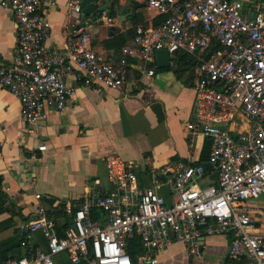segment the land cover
I'll return each mask as SVG.
<instances>
[{
	"label": "built area",
	"instance_id": "obj_1",
	"mask_svg": "<svg viewBox=\"0 0 264 264\" xmlns=\"http://www.w3.org/2000/svg\"><path fill=\"white\" fill-rule=\"evenodd\" d=\"M0 3L13 11L17 25L13 60L0 59V85L19 98L30 126H41L50 110L66 108L75 91L69 74L86 86L122 89L132 57L152 76L158 49L191 55L199 67L193 112L211 139L208 160L216 176L202 186L206 166L179 160L156 167L147 186L136 165L110 153L107 181L97 182L80 204H65L72 221L62 233L43 207L26 225L23 244L41 229L49 249L1 264H57L60 253L79 264H133L128 246L135 235L156 263V253L174 240H182L190 255L202 254L203 232L232 233L224 264H264V204L249 203L264 198V0L254 13L242 0H147L165 17L157 26L137 25L117 62L91 47L88 33L63 51L46 46L52 31L47 9L58 0ZM81 3L68 0L69 9L78 14Z\"/></svg>",
	"mask_w": 264,
	"mask_h": 264
},
{
	"label": "crops",
	"instance_id": "obj_2",
	"mask_svg": "<svg viewBox=\"0 0 264 264\" xmlns=\"http://www.w3.org/2000/svg\"><path fill=\"white\" fill-rule=\"evenodd\" d=\"M242 1L245 9L254 13L263 0ZM98 4H107L108 8L94 16H83L69 9L68 0H58L57 7L47 9L52 31L46 46L63 51L82 33H88V44L117 62L122 46L131 41L137 25L157 26L165 15L148 5L147 0H103ZM124 5L128 8L122 18ZM135 14L142 16L136 25ZM123 36L125 42L121 44L123 39L120 42L119 37ZM16 48L14 13L0 3V59L12 61ZM181 54L185 53L172 55L166 66L157 61L152 76L144 71L143 61L130 58L128 81L122 89L86 86L69 74L67 80L75 91L66 108L50 110L39 127L25 122L19 98L0 85V264L28 255L38 247L49 249L41 229L23 244L26 225L43 207L62 233L71 225L72 215L56 212L65 210L68 202L80 204L97 182L107 181L106 156L110 153L136 165L147 186L152 184L156 167L179 160L206 166L200 185L216 180L208 160L211 139L201 130L193 112L198 63L191 55L180 58ZM42 143L47 144V149H39ZM162 192L169 196L168 188L163 187ZM37 193L41 197H36ZM261 226L264 228V217ZM232 236L201 233L200 255H190L182 240H174L156 253V263L143 252L133 264H223L228 259ZM55 261L79 264L72 262L67 253L57 254Z\"/></svg>",
	"mask_w": 264,
	"mask_h": 264
},
{
	"label": "water",
	"instance_id": "obj_3",
	"mask_svg": "<svg viewBox=\"0 0 264 264\" xmlns=\"http://www.w3.org/2000/svg\"><path fill=\"white\" fill-rule=\"evenodd\" d=\"M108 8L107 4L99 5L96 0H82L81 3V13L83 16L86 14L94 16L95 14L99 13L100 11ZM128 5H124L121 11V17L123 18ZM157 61L160 66H166L171 63V54L168 49L162 48L157 50ZM225 263V262H224ZM223 263V264H224Z\"/></svg>",
	"mask_w": 264,
	"mask_h": 264
},
{
	"label": "trees",
	"instance_id": "obj_4",
	"mask_svg": "<svg viewBox=\"0 0 264 264\" xmlns=\"http://www.w3.org/2000/svg\"><path fill=\"white\" fill-rule=\"evenodd\" d=\"M141 17L142 16L139 15V14H135L133 16L134 25L138 24L141 21V19H142ZM164 17H165V15L162 16V17H160L159 20H162ZM132 33H134V30H132ZM119 39H120V42L123 39V42L121 44H123L125 42L124 36L123 37H119ZM109 46H111V41L109 42ZM189 56L190 55H187L185 53V54H181L180 55V58H182V59L184 58L185 59V58H187ZM2 181H3V178H2V176H0V189H1ZM65 213H66L65 210L63 208L62 209L60 208L56 212V215H64ZM51 214H55V213H51ZM49 216L51 217L52 215H50V213H49ZM100 216L101 215H94V218H98ZM128 252H129V254H130L131 258H132V261H135L136 259L139 258L140 255L143 254L144 247H143L142 243L140 242V238L137 235H135L133 237L131 243L129 244V246H128Z\"/></svg>",
	"mask_w": 264,
	"mask_h": 264
},
{
	"label": "rangeland",
	"instance_id": "obj_5",
	"mask_svg": "<svg viewBox=\"0 0 264 264\" xmlns=\"http://www.w3.org/2000/svg\"><path fill=\"white\" fill-rule=\"evenodd\" d=\"M237 127L240 128L241 124L237 125ZM249 203L250 204L256 203L257 205H262V204H264V198H260V199H257V200L252 199V200L249 201Z\"/></svg>",
	"mask_w": 264,
	"mask_h": 264
}]
</instances>
